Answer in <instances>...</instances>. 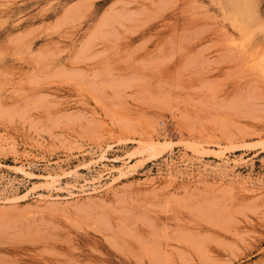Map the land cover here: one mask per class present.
<instances>
[{
	"label": "rangeland",
	"instance_id": "rangeland-1",
	"mask_svg": "<svg viewBox=\"0 0 264 264\" xmlns=\"http://www.w3.org/2000/svg\"><path fill=\"white\" fill-rule=\"evenodd\" d=\"M0 264H264V0H0Z\"/></svg>",
	"mask_w": 264,
	"mask_h": 264
},
{
	"label": "bare ground",
	"instance_id": "bare-ground-1",
	"mask_svg": "<svg viewBox=\"0 0 264 264\" xmlns=\"http://www.w3.org/2000/svg\"><path fill=\"white\" fill-rule=\"evenodd\" d=\"M103 35H104V34H103ZM148 146H149V145H148ZM149 147H150V148H152V147H153V145H150ZM151 150H152V149H151ZM153 151H154V150H153ZM101 155H102V154H101ZM101 158L103 159L104 157H103V156H101ZM102 159H100V160H102ZM50 177H51V179H50V180H51V181H53V177H52V176H49V178H50Z\"/></svg>",
	"mask_w": 264,
	"mask_h": 264
}]
</instances>
